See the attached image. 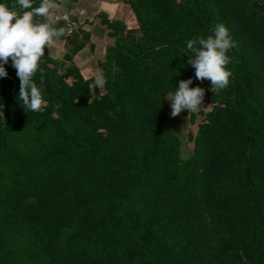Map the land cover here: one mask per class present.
Returning a JSON list of instances; mask_svg holds the SVG:
<instances>
[{"label":"trees","instance_id":"16d2710c","mask_svg":"<svg viewBox=\"0 0 264 264\" xmlns=\"http://www.w3.org/2000/svg\"><path fill=\"white\" fill-rule=\"evenodd\" d=\"M123 1L142 37L97 59L100 96L46 49V104L25 111L4 65L0 264H264V0ZM217 23L235 47L215 94L195 78L187 41ZM190 78L215 119L181 157L166 98Z\"/></svg>","mask_w":264,"mask_h":264},{"label":"clouds","instance_id":"9594fccd","mask_svg":"<svg viewBox=\"0 0 264 264\" xmlns=\"http://www.w3.org/2000/svg\"><path fill=\"white\" fill-rule=\"evenodd\" d=\"M56 8L55 0H40L39 6H34V0H16L11 7L0 3V77H7L4 65L11 60L20 80L18 97L23 101L25 111H40L46 104L42 94L44 70L40 68V63L45 50L65 35V28L57 27L61 17L56 15ZM36 17L42 20L37 22ZM62 19L66 21L68 18L64 16ZM211 33L207 37L188 40L187 50L192 55L187 57L188 63L195 69V78L209 80L211 91L216 94L228 86L232 76L227 67L231 62L228 52L235 47V42L223 23L215 24ZM37 71L41 73L40 86L33 79ZM106 83L105 77L100 74L93 86L102 88ZM192 83L191 78L181 80L176 91L166 98L171 101L172 117L184 110L194 114L205 108V89L190 87Z\"/></svg>","mask_w":264,"mask_h":264},{"label":"crops","instance_id":"0c3cea01","mask_svg":"<svg viewBox=\"0 0 264 264\" xmlns=\"http://www.w3.org/2000/svg\"><path fill=\"white\" fill-rule=\"evenodd\" d=\"M55 2L56 15L67 14L79 24L77 31L68 35L66 25L60 19L57 27H64L65 35L48 48L49 55L59 62L61 70L74 63L90 81L92 88L96 87L99 94L104 93V86L102 88L93 86L95 78L100 75L97 59L104 57L110 44L139 40L142 37L132 7L123 0H55ZM35 19L37 22L42 20L41 17Z\"/></svg>","mask_w":264,"mask_h":264},{"label":"rangeland","instance_id":"374dc122","mask_svg":"<svg viewBox=\"0 0 264 264\" xmlns=\"http://www.w3.org/2000/svg\"><path fill=\"white\" fill-rule=\"evenodd\" d=\"M59 70L62 71L61 69ZM92 91L95 96L101 95L96 87L92 88ZM202 113V111L194 114H189L188 112L186 114L180 113L176 116L175 129L180 137L179 155L181 157H187L192 154L195 133L214 122L213 119L215 117H212V119L207 114ZM209 115H212V113L210 112Z\"/></svg>","mask_w":264,"mask_h":264},{"label":"built area","instance_id":"2783aa9c","mask_svg":"<svg viewBox=\"0 0 264 264\" xmlns=\"http://www.w3.org/2000/svg\"><path fill=\"white\" fill-rule=\"evenodd\" d=\"M254 1H258L260 2L261 0H254ZM58 17H61V20L64 21L65 25H66V29H67V34L68 35H72L73 33H75L78 29V21L70 18L67 14H63V15H57ZM67 16V20L65 21L64 19H62V17Z\"/></svg>","mask_w":264,"mask_h":264}]
</instances>
